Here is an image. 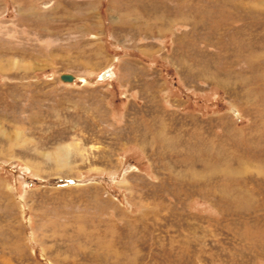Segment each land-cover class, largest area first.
<instances>
[{"label":"rangeland","instance_id":"rangeland-1","mask_svg":"<svg viewBox=\"0 0 264 264\" xmlns=\"http://www.w3.org/2000/svg\"><path fill=\"white\" fill-rule=\"evenodd\" d=\"M0 264H264V0H0Z\"/></svg>","mask_w":264,"mask_h":264},{"label":"water","instance_id":"water-1","mask_svg":"<svg viewBox=\"0 0 264 264\" xmlns=\"http://www.w3.org/2000/svg\"><path fill=\"white\" fill-rule=\"evenodd\" d=\"M61 80L64 82H71L73 80V77L69 74H63L61 75Z\"/></svg>","mask_w":264,"mask_h":264},{"label":"bare ground","instance_id":"bare-ground-1","mask_svg":"<svg viewBox=\"0 0 264 264\" xmlns=\"http://www.w3.org/2000/svg\"><path fill=\"white\" fill-rule=\"evenodd\" d=\"M109 72V71H108ZM108 72H106V74L104 75V77L106 76V75H108Z\"/></svg>","mask_w":264,"mask_h":264}]
</instances>
